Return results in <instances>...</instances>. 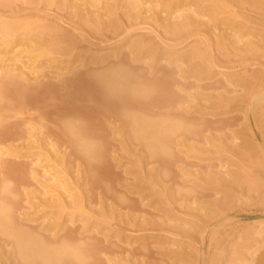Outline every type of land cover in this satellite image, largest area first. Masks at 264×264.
<instances>
[{
    "label": "bare ground",
    "instance_id": "6f19581e",
    "mask_svg": "<svg viewBox=\"0 0 264 264\" xmlns=\"http://www.w3.org/2000/svg\"><path fill=\"white\" fill-rule=\"evenodd\" d=\"M262 1L0 0V264H169L130 236L250 172Z\"/></svg>",
    "mask_w": 264,
    "mask_h": 264
},
{
    "label": "rangeland",
    "instance_id": "374dc122",
    "mask_svg": "<svg viewBox=\"0 0 264 264\" xmlns=\"http://www.w3.org/2000/svg\"><path fill=\"white\" fill-rule=\"evenodd\" d=\"M18 1L23 2V0ZM259 7L264 10V1L260 2ZM32 17L34 16L7 17V19L25 21L33 20ZM65 19L70 22L77 21V18H70L67 15ZM140 37L141 34L134 36L136 39ZM198 43L199 41L194 39L182 49L188 50ZM82 47L79 49H83ZM251 60L252 64L234 66L231 73L241 75L247 82L249 81L251 91L254 92L264 87V67L259 65L261 61L264 62V50L252 55ZM246 104L244 100L236 101L231 104V109L245 110L248 107ZM257 114L258 126H260L258 129L262 131V137H257L253 142L250 151V172L238 168L236 164L231 165L232 175L235 174L234 176L238 178L240 176L243 181L241 186L235 187L226 182L208 183V185L222 184V186L218 187L219 189L214 188L205 196L196 198L197 202L194 201L195 198L188 201L186 207L178 213L182 216L181 222L177 223L178 228H172V231H177L178 234L155 230L152 233L156 235L153 236L141 233L130 237L148 239L151 245L158 241L172 240L170 242L174 244H169L168 248L174 249L178 246V250L168 260L169 264L175 263L177 258H180L177 264H250L253 259L260 256L264 252V230L261 229L264 224V107L257 110ZM258 126L255 125V128ZM159 198L153 196L151 200H156V207L165 209V202H158ZM160 261L157 260L155 264H160Z\"/></svg>",
    "mask_w": 264,
    "mask_h": 264
}]
</instances>
